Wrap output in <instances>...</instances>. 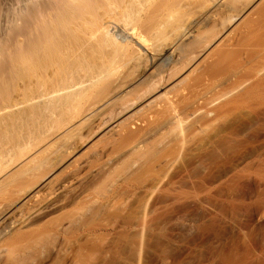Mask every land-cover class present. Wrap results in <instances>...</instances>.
Instances as JSON below:
<instances>
[{"label": "bare ground", "instance_id": "obj_1", "mask_svg": "<svg viewBox=\"0 0 264 264\" xmlns=\"http://www.w3.org/2000/svg\"><path fill=\"white\" fill-rule=\"evenodd\" d=\"M262 2V0H0V226H4L16 211L19 214L23 210H29L26 207L36 197V189L50 184L56 170L68 167L66 164L76 154L78 147H74L73 152L67 143L78 128L81 131L80 127L86 122L85 117H88L85 114L88 112L86 108L85 113L81 111L83 100L89 91L91 94L92 89L101 83L104 85L105 78L118 59L125 63L130 62L136 67L140 63H137L138 60L145 58L138 76L140 86L134 89L132 95L130 91H126V95L112 101L110 106L114 105L115 108L108 105L112 109L108 108L110 111L100 116L102 119L96 122L98 123L95 124L96 129L93 128L95 131H91L93 126H90L87 135L91 132L90 137L94 138L100 134L103 137L106 134L123 133L121 125H124L128 116L134 117L137 113L143 112L144 108L147 110L150 106H157L160 100H166L163 103L165 106L162 112H165L161 116L163 117L159 124L161 126L159 129L156 128L159 131L164 129L166 137L161 140L160 138L164 136L162 135L157 138L158 141L155 140L156 142L154 141L156 137H152L153 144L152 142L150 144L153 147L151 145L150 149L144 147L146 153H153L156 148L158 151L164 150V146L170 147H165L168 150L164 151L166 156H163V159L160 156L161 164L157 165L158 168L156 166L158 173L154 172L156 175L151 179L149 177L145 179L141 186L140 191L144 192L148 199L160 188L168 174L183 164L184 158L198 165L204 151L205 153L210 149L217 151L219 147L223 149L224 143L225 148L229 149L233 144H241L239 138L236 140L237 143L233 141L232 144L229 141L234 140L232 136L235 134L237 136H242L245 132L247 134V129L243 128L242 132L236 130L237 133L235 130L231 131L232 139L225 142V133L216 131L215 127L212 128L209 124L231 116L239 109L238 102L241 99V105L248 103V113L264 116V102H259L260 99L254 94L257 90H264V35L255 44L243 46L249 55L248 63L254 66L255 71L238 83L224 88H219L224 80L215 85H207L204 81L211 75L213 68L203 70L201 65L210 57L211 52L225 46L224 39L234 31L233 26H236L235 29L241 27L238 25L240 23L242 25L244 19L248 21L243 30L245 36L253 37L256 29L264 28V8L254 13L255 15L252 13ZM223 5L230 9H227L229 14L220 17L221 19L217 17L219 21L216 22L217 19H213L214 11H217L215 8ZM215 15L217 16V13ZM249 17L253 18L248 19ZM212 19L216 23L212 21L214 23L212 26L204 27L205 21ZM202 25L207 29L201 30ZM262 33L264 34V31ZM130 35L137 38L138 45L151 47L152 53L143 58L140 57L141 52L135 53L137 51L134 48L133 53L132 49H129L132 48ZM238 46L235 43L229 47ZM192 75L194 83L189 84ZM252 80H256L253 88L248 89L243 96L220 104L237 94ZM178 88L185 93L179 104L167 98ZM89 107L87 109L90 110ZM212 107L213 110H209ZM240 113L248 117L245 109ZM190 127H195V133H204V139L195 140L194 132L191 130L189 133ZM140 136L129 150L139 156L141 146L147 141L140 140L144 137ZM148 136L147 134L146 137ZM235 145L234 147H237ZM60 148L65 149L62 151ZM57 149L62 152L57 151L59 154H65V151L70 149V154L60 156L62 158H57L59 160L55 161V164L50 161L48 164L45 157L49 158V153L52 151L55 153ZM227 149H223L224 152ZM147 202H139L137 209L140 217H137L136 224L132 227L137 234L134 241L129 243L134 254V264L140 263L143 232L148 225ZM80 221L71 217L66 222L72 227ZM120 230L118 226L117 231ZM28 237L32 244H36L45 235ZM120 237L118 238L121 239ZM25 241L23 240V243H26ZM30 241L28 240L26 244ZM32 244L28 246L29 250L32 249ZM98 244L89 247L87 252L95 257L94 263L103 264L107 254L110 255L111 245L110 242L104 246ZM10 247H7L9 253L8 250L6 252L7 255H11L10 260L14 255L22 257L29 251L28 247L27 251L21 249L17 251L18 247L15 246L10 250ZM14 248L16 251H13L12 255ZM15 256L13 264L17 259L20 260L19 256L17 258ZM87 257L91 258L88 255ZM76 261L75 264L78 263L77 258Z\"/></svg>", "mask_w": 264, "mask_h": 264}, {"label": "rangeland", "instance_id": "obj_2", "mask_svg": "<svg viewBox=\"0 0 264 264\" xmlns=\"http://www.w3.org/2000/svg\"><path fill=\"white\" fill-rule=\"evenodd\" d=\"M263 2L259 6L257 5L259 1L257 2L258 8H254L253 14L262 11ZM223 6L215 8L217 11H214L213 19L216 18V22L219 21L218 18L229 14L227 11L230 9ZM213 19L208 20L210 23L205 21L204 27L208 28L216 23ZM243 21L242 25L241 23L238 25L241 27L235 29L236 26H233L234 31L224 39V47L214 50L207 60L204 59L206 61L201 65L202 69L213 68L211 75L204 81L207 85H215L224 80L219 86L224 88L254 73L255 68L249 65V55L243 46L255 44L264 35L262 33L264 28L256 29L253 37L245 36L243 30L248 21L247 19ZM207 28H203L202 25L200 29ZM130 36L132 48L129 49H132V52L136 49L137 52H134L137 54L141 52L142 58L152 53L151 47H142L140 44L139 46L137 38L134 35ZM235 43L241 48L229 47ZM139 60L137 63L140 62V67H134L130 62L125 63L118 59L105 78L104 85L101 83L91 90V94L88 92L81 111L83 113L88 111L85 113L88 117L85 119L89 125L84 122V126L80 127L81 131L78 128L67 143L71 150L78 147L76 154L70 159L73 161L72 164L69 161V164H66L68 167L56 170L50 184L36 189V197L26 207L29 210H23L19 213L21 216L16 211V215L13 214L14 218L10 217L6 221L5 227L0 226V264L14 263L15 255L10 260L11 255L6 253L7 250L9 253L7 247L12 245L11 247H18L17 251L19 249L27 251L26 248L32 244L28 236L41 234L45 237L36 244L32 240L35 245L32 244L30 250L28 247L29 251L24 253V257L17 254L20 260L17 259L16 263L21 261L20 264H75L77 258V264H99L94 263L95 257L87 252L88 248L98 243L102 246L108 245L110 242L111 256L107 254L103 264H134V254L129 243L137 237L132 227L140 217L137 206L144 201H148L146 207L148 225L143 232L139 264H264V116L248 113V103L241 105V99L238 102L239 109L231 116L209 124L212 128L215 127L216 131L225 133V142L232 139L231 131L242 132L243 128L247 129L248 133L245 132L242 136L235 134L237 136L235 137L234 133L231 134L234 140L229 143L233 141L237 143L236 140L239 138L241 144L232 143L233 147L230 144L232 148L229 149L225 148L223 141L224 147H221L228 148L225 152L220 147L216 148L217 151L214 149L207 150V153L204 151L198 165L183 157V164L168 174L150 199L140 189L145 179L148 177L151 179L156 175L154 172L158 173L156 166L161 164L163 156H166L164 151L168 150L165 148L168 146L163 148L161 145L164 150L157 151L156 148L153 153L148 152L151 146L153 147L152 137H156L154 141H158L162 135L164 136L160 138L161 140L166 137L164 129L160 131L156 129L161 126L159 125L163 119L161 116L165 112H162L165 106L163 103L166 100H160L157 106H150L147 110L144 108L143 112L141 110V113L134 114V117L128 114L130 120L125 116L128 121L121 125L124 131L120 132L122 133H119L120 135L106 134L102 137L100 134L92 138L90 131L87 135L90 126H93L92 129L95 128L98 124L96 122L102 119L100 116H104L112 109L109 107L115 108L114 105L110 106L112 101L126 95V91H130L132 95L136 87L140 86L138 76L145 58ZM192 79L193 75L189 79L191 81H188L189 84L194 83ZM255 82L256 80H252L237 94L220 104L237 100L248 89H252ZM254 94L260 99L259 102H264V90H257ZM184 95L185 93L178 88L167 98L179 104ZM88 106L91 112L87 109ZM242 109H245L248 117L240 113ZM83 113L82 115H85ZM194 128L190 127L189 133L194 132ZM147 134L149 138L146 137ZM194 134L195 140H203L205 137L204 133ZM139 136L140 140L144 142L147 140L145 145L141 146L140 156L129 151L133 144L137 143ZM89 139L90 142L85 145ZM146 146L150 147L147 149L148 153L144 150ZM60 149L63 151L65 148ZM58 150L46 154L49 156L45 157L47 163L50 161L55 164V161L62 158L60 156H66L70 151L68 149L67 153L65 151V154H61L62 152ZM57 151L61 152V155ZM71 217L81 221L71 227V224L67 225L66 222ZM118 226L121 228L120 231H117ZM26 239L30 241V245L26 244ZM23 240L26 243H23ZM13 251L15 252L16 248L11 254H14ZM19 254L22 255L20 252Z\"/></svg>", "mask_w": 264, "mask_h": 264}]
</instances>
